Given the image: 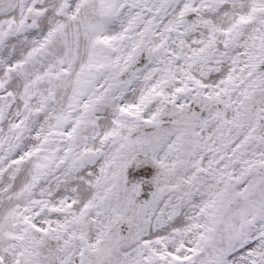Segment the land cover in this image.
I'll return each instance as SVG.
<instances>
[{
	"label": "snow or ice",
	"instance_id": "snow-or-ice-1",
	"mask_svg": "<svg viewBox=\"0 0 264 264\" xmlns=\"http://www.w3.org/2000/svg\"><path fill=\"white\" fill-rule=\"evenodd\" d=\"M0 264H264V0H0Z\"/></svg>",
	"mask_w": 264,
	"mask_h": 264
}]
</instances>
